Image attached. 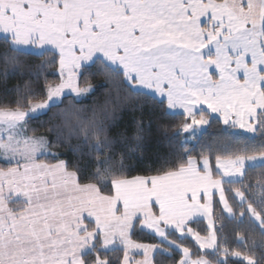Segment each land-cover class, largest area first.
Instances as JSON below:
<instances>
[{
  "label": "snow or ice",
  "instance_id": "1",
  "mask_svg": "<svg viewBox=\"0 0 264 264\" xmlns=\"http://www.w3.org/2000/svg\"><path fill=\"white\" fill-rule=\"evenodd\" d=\"M0 264H264V0H0Z\"/></svg>",
  "mask_w": 264,
  "mask_h": 264
},
{
  "label": "trees",
  "instance_id": "2",
  "mask_svg": "<svg viewBox=\"0 0 264 264\" xmlns=\"http://www.w3.org/2000/svg\"><path fill=\"white\" fill-rule=\"evenodd\" d=\"M30 62H33V63H38L39 62V58H34L32 61ZM52 78V77H50ZM153 138H154V141H155V138H156V133H155V128L153 129ZM153 148H156V147H159L160 150H164L165 148V145L163 143L159 144V145H156L155 143H153L152 145ZM235 246V245H233Z\"/></svg>",
  "mask_w": 264,
  "mask_h": 264
}]
</instances>
